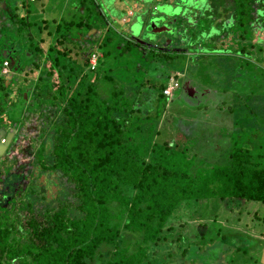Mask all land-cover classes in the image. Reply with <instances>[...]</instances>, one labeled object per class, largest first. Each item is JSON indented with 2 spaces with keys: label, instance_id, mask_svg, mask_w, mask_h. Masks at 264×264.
Here are the masks:
<instances>
[{
  "label": "trees",
  "instance_id": "16d2710c",
  "mask_svg": "<svg viewBox=\"0 0 264 264\" xmlns=\"http://www.w3.org/2000/svg\"><path fill=\"white\" fill-rule=\"evenodd\" d=\"M86 3L82 18L76 16L78 8L73 11L76 21L65 22L61 40L57 41L61 46L69 47L68 43L74 42L67 35L72 27L85 32L96 29L94 15L101 14H94L93 0ZM212 3L219 7L217 12L220 11L221 16L213 10L214 13L209 14L208 11L206 17H214L215 22L225 17L228 22L238 24L237 30H232L233 34L237 33V41L246 40L254 36L255 29L263 28L264 0H252L253 9L251 5L241 8L242 3L234 0L240 13L233 0H213ZM96 8L101 10L100 4ZM103 23L104 33L101 31L90 37L94 52L102 53L99 59L115 51L118 44L115 39H110V29L106 22ZM207 23L205 27L210 28L196 23L190 32L186 25L185 29L178 26V33L183 30L180 43L187 45L188 49L180 52L169 48L170 45L163 47L166 52L178 53L165 54L167 57L162 59L157 55L161 51L160 45L151 47L155 49L150 54L152 61L146 72L142 70L146 76L140 83L131 76L130 82H122L119 86L105 72L97 69L99 59L93 70L88 68L87 56H83L87 55L86 50L83 54L78 52L80 61H85L79 66L95 73L92 82L86 81L87 76L80 75L79 81L70 83V75H61L56 68L51 71L48 65L45 69L43 62L52 59L53 48L50 46L45 51L33 49L30 28L25 29L23 22L19 24L16 31L29 32L26 40L31 43L26 50L30 57L36 54L38 61L32 60L33 67L45 74L43 82H51L54 73L58 78L57 84L52 81L44 86L43 82L40 84L39 77L36 84L40 86L32 88L35 93L32 103H36V111L47 112L43 111L44 121L51 118V128L53 125L55 128L48 136L50 143L46 154L42 150L44 141L40 142L36 154L39 165L34 164L37 170L35 173L33 170L31 178L46 175L53 195L47 198L46 185L40 187L34 180L24 190H19L17 194L24 197L21 207L29 216H25L23 222L17 213L11 218L10 211L5 208L13 203V194H0V264H143L145 260L146 264H184L189 248L168 262L149 259L151 251L155 248L156 253L161 242L168 245L166 238L174 230V224L180 225L173 219L180 204L218 200L225 202L230 209L249 202L264 205V134L261 133V129L264 131V53L261 55L260 51L257 55L256 50L261 48L258 43L249 44L255 49L253 53L244 48L245 42L240 46L242 50H225L234 52L230 55L235 56L245 49L255 60L248 62L253 73L241 68L242 80L234 78L231 81L230 87L234 90H229L224 84L220 87L223 97L216 102L215 109L228 114L235 112L234 117L228 115L226 121L208 124L196 115L195 120L185 124V119L180 118L185 114L181 113L177 116L180 119L178 128L187 130L186 134L182 132L178 136L184 138L182 145L153 142L159 135V118L174 107L169 103L172 98L164 94L168 71L185 74L180 80L192 79L197 87L201 86L204 78L214 80L210 75L206 76L208 72L203 75L191 73L188 67L184 69L182 63L170 65L175 58L183 60L190 50L193 53L187 59L188 63L192 59L202 63L201 59L212 54L215 49L210 47L213 44L212 33L218 23H215V30L213 24ZM57 26L59 29V24ZM33 28L38 34L37 43L43 42L41 35L46 29L37 22ZM47 35L50 37L49 32ZM118 39L121 41L120 35ZM122 40L126 41L124 37ZM126 43L135 44L132 39ZM79 44L74 43L75 48L82 51ZM127 45L124 52L128 51ZM151 48L149 53L153 50ZM164 62L168 64L166 77L160 80L158 70ZM73 63L77 64L76 61ZM40 87L48 90V97L47 93L40 95ZM145 90L155 97L154 107L148 98L142 100V91ZM227 98L229 103L225 102L224 106H228L224 107L222 101ZM253 117L262 122L257 125L261 129L254 125ZM208 131L214 133L209 139L206 138L210 135ZM253 131L259 134L256 138L248 134ZM208 153L213 154L211 160L206 158ZM11 176L16 174L7 175L2 183ZM226 236L222 237L223 242L232 241L233 237ZM235 250L238 252L239 248Z\"/></svg>",
  "mask_w": 264,
  "mask_h": 264
},
{
  "label": "rangeland",
  "instance_id": "374dc122",
  "mask_svg": "<svg viewBox=\"0 0 264 264\" xmlns=\"http://www.w3.org/2000/svg\"><path fill=\"white\" fill-rule=\"evenodd\" d=\"M80 1L81 0H36L35 2L29 3L28 6H25V0H11L14 10L19 13L16 20H21L20 24L22 25L23 22L25 29L30 28V31L33 36V40L31 41L33 49L40 48L42 51H45L48 50L51 46L54 50V52L50 55L52 59H46V61H44L43 63L48 65V68L51 71L52 69L54 70V68H56L58 69V71L61 72V75H70V83L79 81L80 75L87 76L86 81H91L92 79H94V72L83 68L84 66H79V63L81 64L85 62L84 60L80 61L81 59L78 55V52H80V54H83V51H77L74 43L89 42L90 37H93L94 35V30L101 29L103 31L105 27L103 22H106L104 20V17L109 22H112V20L115 18L117 19L113 23H110V32L108 34L110 39H115L118 44L116 46L115 51L106 54L104 59L98 60L97 69H101L103 72H105V74L109 76V79L112 78V80L114 81L113 83H115L117 86L121 85L122 82H130L131 76H133L134 80H136V82L138 83H140L142 78L146 76V74L142 72V70L146 72L150 62L152 61L150 54L155 52V49L149 46L160 45L159 48L161 49V51L160 54L157 55L162 59H165L169 54L178 53L166 52L167 50H164V48L161 47L165 46L166 42H169L168 46L170 45V48L180 50V52H183L184 49H188L186 47L187 45L183 46L180 43V36L182 32L178 33L176 31V26H173L171 31L164 29V32L160 31L156 33L155 31L153 33L152 30L149 31V25L150 22L156 21L158 22L159 26L165 24V18L160 15L162 9H164L163 5L175 3L171 6H177L176 9L173 11H175L174 13H176V16H180L179 14L182 11L183 6L187 3H193L192 0H93L94 14H97V3L101 6L103 2L105 4V7L109 6L110 8L114 9L115 12H113L109 16V13L103 11V7L101 6L100 14L102 16L94 15V25L96 29L91 30V28V31L89 30L85 32L84 29L82 30L72 27V30L67 33L69 38L74 39V42L71 41L68 43L70 49L65 44L61 46V44L57 43V41L61 40V31L65 28L66 21L70 23L72 21H76L73 10L75 11V8L79 6ZM85 1L86 0H82L83 3ZM137 1H140L142 3L137 4ZM212 1L210 2V0H200V10H202L200 12L202 13L197 16L196 21L194 22L198 23L203 28H210L209 26L205 27V24L207 23V21H209L207 24H213V29L215 30V18L211 16L206 17V14L208 11L209 14H212L213 10L215 11V14L218 13L219 16H221V14L219 13L220 11L217 12L219 10V7H214V2L212 3ZM239 1L242 3L241 8L249 7V5H251L253 9L252 0ZM234 5L235 8H238L235 3ZM120 10L122 11V13L119 12ZM131 10L134 12L133 17H130ZM237 10L240 13L239 8ZM177 18L181 20L180 17ZM44 19L47 22L41 24L40 21ZM53 20H56V23ZM36 22L40 24L41 28L46 29L41 35L43 36L45 42L40 45L37 43L38 34L36 28H33ZM227 22L228 21H226L225 17L224 25H222L221 20L218 21L216 29L219 31L220 36H226L227 39L234 37L237 38V33L235 32L233 34L232 30H237L238 24H235L234 22H229L230 24H227ZM168 23H166L165 26H169ZM196 23L192 22L188 26L193 27L194 25H196ZM57 24H59V29L57 28ZM184 24L187 25V23L185 22ZM106 25L108 26L107 23ZM47 32H49L50 37H48ZM254 32V36H249L248 38H246V40H239L237 44H235L234 48L236 47L235 49L242 50L240 46H242V43L245 42L246 46H244V48L253 53L255 49L252 47V45H249V42L252 41L253 44H256V40H259L258 42H260V46H258L261 48H258L256 52L258 55L261 51L262 55V53H264V25L261 30L255 29ZM12 33L13 45L11 46V44H9V47L14 50L13 55L17 60L19 56L23 60L24 55H21V53L24 52L23 49L25 47V44L31 43L29 40H26L29 37V32L26 31V33H24L13 30ZM95 34L99 33L95 32ZM119 35L121 36V41H119L118 39ZM132 36H135L141 41L147 42L148 44L142 43L141 41H134L135 44L130 43L127 45L126 41L131 40ZM52 37L53 40H51ZM122 37H124L126 41L122 40ZM125 45H127L128 51L124 52L123 50L125 49ZM231 45V39L223 40V42L220 44H211L210 47L215 49L211 51L212 54L201 59L202 63L198 62V60L196 59H192V57V61L188 63L187 59L190 58V56H185L183 60H181L180 58L173 57L175 58V60H172L170 65H174L173 62L175 64L182 63L181 65L184 66V69L188 67L191 73L197 75H203L207 73V68L212 69V73L210 74V76L214 79V81L204 78L201 81V86L197 87L192 79L190 80L193 81V83L182 81L181 84L179 79L173 80L175 82L178 81L180 86L175 92H173L174 96L169 102L170 107L172 105H174V107L172 110L169 109L166 114L159 118L157 126L159 135L154 138L153 142H158L160 144L163 142H169V144L177 142L178 145H182L184 138L183 136H178L182 135V132L186 134L187 130L185 128H181V130H179L178 128V125L180 124V119L178 120L177 116H179L181 113L185 114L184 117L180 116V118L185 119L183 121L185 124L186 121H192L193 119L195 120L194 117L196 115H198L200 121L208 124L226 121L229 119L228 115H230V117H234L236 115V113L232 111L228 114L227 112L215 109L217 100L220 101L223 97L222 92L220 91V87L224 84V86L228 87L229 90H234V87H230V85L233 83L231 81L234 78L242 80V74L240 73L241 68H243V71L245 72L253 73L249 64L251 62H254L255 60L253 59V56L248 55L249 52L245 49H243L242 54L241 52H238L235 54V56H231L230 54H234V52L225 51L226 48L230 49ZM150 48L153 50H151V52L149 53ZM188 53L191 54L193 53V51L190 50ZM215 53L216 55L214 56ZM83 56L86 57L87 55ZM33 59L37 60L36 54H34ZM74 61H76L77 64H74ZM87 61L89 63L88 68L91 69L90 60ZM206 61H208L207 64ZM18 64L19 62L17 61V65ZM167 67L168 64L165 62L160 65V68L158 70V78H160V80L166 77ZM29 72L25 68L22 70L17 69L14 72L15 76L17 75V78L19 79L18 75H21L23 79L19 82H15V84L14 81L11 82L9 87L11 89H13V86L22 87L24 85L23 80L25 78H28L25 75ZM150 72L151 71L149 70V77L151 76ZM168 73L169 79L166 83L170 84L171 79L173 78L172 75L176 73L172 71H168ZM32 74L40 77V84L45 80V74H41L40 71L37 69L36 71L34 70ZM226 76L228 77V80H226ZM179 77L183 76L179 74ZM51 79L53 83H58L56 73H54ZM250 79L252 80V77ZM61 80H65V78H61ZM51 82H43L42 84L44 86H48L51 84ZM40 84L38 83L37 85L40 86ZM183 85L185 88L191 87L192 89L196 90V95L194 96V98L187 99L185 97L186 92L182 90ZM199 87H203L204 91H201ZM16 91L17 89H14V92ZM40 92V95L42 96L45 93H47L46 96L49 95L48 90L46 88H41ZM0 93H4V90L0 89ZM8 93L11 94L10 92ZM34 94V91H30L28 93L27 100L24 101L23 93L22 98L26 109L28 108V105L31 103V101L35 98ZM142 94V100L148 98V100L151 102V105L154 107L155 97L153 95L150 96V94H148L146 90L142 91ZM204 98H206L207 102L204 101ZM232 98L233 100H235L234 97ZM47 99L48 98H46V101H49ZM228 100V98L223 99V106L225 102L229 103ZM10 105L11 103L6 107L8 108V113H11L13 110ZM226 106L228 105H225L224 107ZM15 107L16 110L23 108L19 104H15ZM208 108L210 109L208 110ZM36 109V104H33L32 107L28 109L30 110V114L26 113L25 115L28 120L26 125L30 127L28 130L26 129L27 127L24 126L23 123L19 124L18 126H14L13 122H11L8 127L12 128L14 131L18 130L19 136H17L16 139L14 137L12 138V141L10 142L7 151L3 156L0 157V190H6L5 192L2 191V193L0 194H13V203H10V205H6L5 208L10 211L11 218L14 217V213H17L18 216H20V219L23 220V222L25 221V216H28V212L21 207V203L24 200V197L21 193L16 194L19 190H24L26 187H28L31 180H34L35 184L39 185L40 187L46 185L47 194L45 195L47 196V198L49 196L52 197L53 195V189L51 186H48L46 175L38 176L37 179L31 178L33 170L34 173L37 170L34 164L36 160L37 149L40 146V142L42 140L44 141V143L42 144L44 145L42 147V150L43 154H46V151L49 147L48 144L50 143L48 136L50 134L52 135V131H54L55 128V125H53L52 128L50 125L53 124V120L48 117L46 121H44L43 118L38 116L39 114ZM43 111L42 113L45 112ZM45 114H47V112H45ZM248 117L251 119L250 115ZM253 121L256 127L258 124L262 123L260 120L259 122L258 120H255V117H253L252 122ZM7 123V120L4 123L3 120L0 119V129L5 128V125ZM262 127H264V123H262ZM257 129L261 128L257 127ZM194 131L195 129L192 131V135H194ZM254 131L253 133H248L249 135H251V138H256V136L259 135L258 132ZM209 133L210 135L206 137L208 139L213 137L214 135V133ZM261 133L264 134V131L262 129ZM206 152H208V150H206ZM212 157V153L206 154L207 160H211ZM13 174H16V176H11L7 179L4 184L2 183V180H5L7 178V175ZM36 174L38 175V173ZM15 180L16 182H14ZM3 185H5L6 188H4ZM7 187L9 188V190L7 189ZM14 189H16L17 192H15ZM1 200L2 199H0V203L2 202ZM226 207L227 206L225 202H220L218 200L180 204L174 214L175 217L173 216V219L177 223H180V225H178L177 227L174 224V230L169 232L166 238L168 241V245L167 242H161L157 247L158 249L156 253L155 248V250L153 249L151 251V258L149 259H153L158 262H168L173 258L175 260V258L180 257L182 251L185 248H189V252H187L186 257L183 259L185 261L184 264H264V205L249 202L240 207H235L234 209ZM16 226L19 227V225ZM224 236H231L233 237V239L229 242H223L222 237ZM177 237H179V241H176ZM235 248H239L238 252L235 250ZM146 262L147 260H145L143 264H146Z\"/></svg>",
  "mask_w": 264,
  "mask_h": 264
},
{
  "label": "crops",
  "instance_id": "0c3cea01",
  "mask_svg": "<svg viewBox=\"0 0 264 264\" xmlns=\"http://www.w3.org/2000/svg\"><path fill=\"white\" fill-rule=\"evenodd\" d=\"M7 1H9V5L8 4H6V2ZM104 1V0H103ZM87 0L83 3L82 2V0L80 1V4H79V6H77V8H75V11L79 8V13H77L76 14V16H80L81 18H82V14H84L85 13V9L87 8ZM30 2H25V6H28V4H29ZM140 3H142V2H140V1H137V4H140ZM86 5V6H85ZM102 5V7H103V11H105L106 13H108L109 12V6H106L105 7V4H104V2L101 4ZM136 6V5H135ZM211 6V5H210ZM214 6V5H213ZM86 7V8H85ZM212 10H213V8H212ZM74 11V10H73ZM212 13H214V11H212ZM18 14L19 13H17L15 10H14V8H13V6H12V2H11V0H0V43H1V45H0V84L2 83V79H4V78H9V79H7L8 80V82H17V80H18V78H17V75L15 76V74H14V72L16 71H14V69L16 68V69H19V68H21V70L22 69H26L29 73H27L25 76H27L28 78L26 79H24L23 81L25 82L26 81V85H25V88H26V91H28L27 93H29L30 92V87L31 88H33V87H35L37 84H36V82L38 81V76L37 75H34V74H32V72H34V70L36 71V69L33 67L34 66V61H32L33 60V57H30L29 56V52L26 50V52L24 53V52H22L21 53V55H24V56H26V55H28V58L26 59V58H24L21 62H20V66H18L17 65V62H16V59H15V56L13 55V52L11 51V48L10 47H7V42L9 43V44H11V46L13 45V33H12V31L13 30H18V26H19V24H20V22H21V20L20 21H18V20H16V18L18 17ZM62 14V13H61ZM61 14H60V16H61ZM86 15V14H85ZM133 15H134V12L131 10L130 11V17H133ZM222 15H224V13L222 14ZM27 18V17H26ZM22 19V18H21ZM104 20L106 21V23L108 24V28H109V25H110V23H113V21L112 22H109L105 17H104ZM117 19L115 18V21H116ZM43 22H47L45 19L44 20H42ZM53 21H55V23H56V20H53ZM186 28V26H182V29H185ZM187 28H188V32H190V30L193 28V27H190V26H187ZM106 28L104 27V29H103V33H104V30H105ZM127 29V28H126ZM102 30L101 29H98V30H94L93 31V34L95 33V32H98V33H100ZM17 32H19V31H17ZM182 32H183V30H182ZM9 34V35H8ZM10 37V39H9V37ZM229 39H231V44L232 45H235V44H237V42L239 41H237V38L236 37H234V38H229ZM45 42V40L43 39V42H40L39 43V45L40 44H42V43H44ZM168 43L169 42H166L165 43V46H163L164 48H167L168 47ZM8 44V45H9ZM93 43H91L90 41L89 42H86V43H80L79 45H78V48H80V49H82V51H85L86 50V54H87V59L89 60V57L91 56V54H93V53H96V52H94V47H92L93 45H92ZM28 45H29V43H26L25 44V49H28ZM92 47V48H91ZM236 48V47H235ZM7 49H8V54L6 55L5 54V52L7 51ZM90 49H91V51H90ZM23 51H24V49H23ZM3 53V54H2ZM96 54H98V56H97V59H99L101 56H102V53H100L99 51H97V53ZM11 56V58L12 57H14V63L12 64H10V61H8V56ZM188 55H192V53L191 54H187L186 56H188ZM8 61V62H7ZM5 62H7V66H6V73L4 74L3 73V69H4V63ZM27 62H28V66H27ZM17 66H18V68H17ZM45 66H46V64H44V68H45ZM46 69V68H45ZM37 70H41V69H37ZM212 69H208V73H207V75L206 76H208V75H210L212 72ZM186 73V72H185ZM13 74V76H11V78L9 77V75H12ZM19 76V79L20 80H22L23 79V77L21 76V75H18ZM32 78V79H31ZM187 80V82H189L190 83V80L189 79H186ZM211 80V79H210ZM211 81H214V80H211ZM7 82V83H8ZM27 84H29V85H27ZM216 84V83H215ZM2 85L3 84H1L0 86H1V88L0 89H2ZM27 86H30L29 87V90H27ZM22 87H24V85L22 86ZM21 87V88H22ZM19 88V87H18ZM16 89V88H15ZM190 90H192V92H190L191 94H196V90L195 89H192L191 87H186L185 89H184V91L185 92H187V91H190ZM201 91H204V89H203V87H201V89H200ZM32 92V91H31ZM0 102H2L3 101V99L1 98L2 97V93H0ZM16 101V103H14V104H19L20 105V102H18L17 100H15ZM20 101V100H19ZM218 101V100H217ZM32 105H33V103H31V104H29L28 105V108L26 109V107L25 106H23V108L22 109H18V111H15L16 112V115L14 116L15 118H18V119H25L24 117V113L26 112V110L29 112L30 110H28V109H30L31 107H32ZM25 108V109H24ZM6 113V112H5ZM1 114L0 113V119H2L3 120V122L5 123V121H6V119L8 118V115L7 114ZM20 121V120H19ZM25 123H27V122H23V124H25ZM19 124H22L21 122H19V123H16V126H18ZM7 125V126H6ZM5 125V128H3V129H0V131H5L4 133L5 134H8V133H10V131H11V128H9L8 126L10 125V124H6ZM14 138L16 137V134L14 133V134H11ZM12 137V138H13ZM11 141H12V139H11Z\"/></svg>",
  "mask_w": 264,
  "mask_h": 264
},
{
  "label": "water",
  "instance_id": "95a60500",
  "mask_svg": "<svg viewBox=\"0 0 264 264\" xmlns=\"http://www.w3.org/2000/svg\"><path fill=\"white\" fill-rule=\"evenodd\" d=\"M187 1H189V0H187ZM192 2L193 3H190V4H186V5H184L183 6V9H182V11L180 12V16H176V13H174L175 11H173V10H175L176 9V5L175 6H171V5H174L175 3H171V4H165V5H163V7H164V9H162V11H161V13H160V15L162 16V17H164L165 19H164V21H165V24L166 23H168V22H171V23H168V25L169 26H165V24H163V25H161V26H159L158 25V22L156 21V22H150V25H149V31H153V33L156 31V33L157 32H160V31H162V32H164L163 30L164 29H166V30H169V31H171V29H172V27L173 26H176V27H178V26H185L186 24H184V22L185 23H187V25L186 26H188V25H190V23H196V22H194V21H196V18H197V16L199 15V14H201L202 12H200V11H202V10H200V8H201V3H200V0H192ZM113 12H115L114 11V9H112V8H109V16L113 13ZM120 13H122V11L120 10L119 11ZM200 12V13H199ZM177 17H180V19L181 20H179V18H177ZM138 18V17H137ZM221 20H223L222 22V25H224V19H221ZM113 22L115 21V19H113L112 20ZM220 21V20H219ZM227 21V20H226ZM215 23H218V21L216 20V22ZM227 24H229V22H227ZM161 32V33H162ZM253 33H254V35H255V32L253 31ZM252 34V33H251ZM212 35H213V44H220V43H222L223 42V40H229V39H227L226 38V36H220V33H219V31L216 29L215 30V32L213 31V33H212ZM132 38V40H134V41H137V42H139V41H141L139 38H137V37H135V36H132L131 37ZM220 41V42H219ZM259 40H256V44L258 43V44H260V42H258ZM142 43H146V44H148L147 42H143V41H141ZM140 42V43H141ZM249 44H253V42L251 41V42H249ZM234 46L235 45H231V48H234ZM149 47H153V46H149ZM228 48H226L225 50H227ZM223 50V49H222ZM11 51L12 52H14V50H12L11 49ZM23 58H28V55H26V56H23ZM8 59V61H10V64L12 63H14V57H12L11 58V56L10 57H8L7 58ZM16 59V58H15ZM7 61V62H8ZM19 62V64H20V62L22 61V59H21V57L19 56V58H18V60L16 59V62ZM19 64H18V66H19ZM18 66H17V68H18ZM15 70H17L16 68L14 69V71ZM18 70H21V68H19ZM18 72V71H17ZM11 76H13V74L12 75H9V77L11 78ZM7 79H9L8 77L7 78H5V80L6 81H8ZM19 81H21L20 79H18V82ZM191 83H193V81L191 82ZM195 83V82H194ZM195 85H196V83H195ZM184 89H185V87H184V85H183V91H184ZM190 92H192V90H190V91H187L186 93H185V97L188 99V98H194V96H195V94L193 93V94H191ZM23 97H24V101L25 100H27V97H28V93L25 91L24 92V95H23ZM21 103H20V106H25L24 105V101H23V98L21 99ZM18 102H20L19 100H18ZM5 131H2V132H0V133H2V134H0V157L1 156H3L4 154H5V152L7 151V148H8V146H9V144H10V142H11V139H12V135H11V133H8V134H5L4 133Z\"/></svg>",
  "mask_w": 264,
  "mask_h": 264
},
{
  "label": "flooded vegetation",
  "instance_id": "af4514ba",
  "mask_svg": "<svg viewBox=\"0 0 264 264\" xmlns=\"http://www.w3.org/2000/svg\"><path fill=\"white\" fill-rule=\"evenodd\" d=\"M6 4H8L9 5V1H7L6 2ZM9 43L7 42V47H9V45H8ZM26 52V49H25V47H24V53ZM5 54L7 55L8 54V49H7V51L5 52ZM8 57H10V55L8 56ZM3 81H2V83L1 84H3L2 85V90H4V93H2V99H3V101L2 102H0V113L2 114H4L5 112V114H7L8 115V118L6 119L7 121H8V123L7 124H11V122H13V124H14V126H16V123H19V122H21V123H23V122H28V120H27V117L25 116L26 115V113L27 114H30V111L28 112L27 110H26V112L24 113V118L25 119H18V118H15L14 116L16 115V112L15 111H18V110H16V107H15V104L14 103H16V101L15 100H20L21 101V99H22V95H23V93L26 91V88H25V85H26V81L24 82V87H15V86H13V89H11L9 86H10V83L11 82H8V81H6L5 80V78L4 79H2ZM8 82V83H7ZM18 82V81H17ZM0 84V85H1ZM14 84H15V82H14ZM27 85H29V84H27ZM29 87L30 86H27V90H29ZM0 88H1V86H0ZM17 89V91L16 92H14V89ZM30 91H32V88L30 87ZM8 92H10L11 94H9ZM26 92H28V91H26ZM33 101V100H32ZM32 101H31V103H32ZM11 103V107L13 108V110H12V112L11 113H8V108H6L9 104ZM30 103V104H31ZM34 104H36L35 102H34ZM25 109V108H24ZM19 112V111H18ZM37 112H38V110H37ZM2 114V115H3ZM38 116H40L41 118H43L44 120H45V116H44V114L42 113V112H38ZM20 120V121H19ZM6 122V121H5ZM14 122H16V123H14ZM27 123H25L24 124V126H26L27 128V130L30 128L29 126H27L26 125ZM22 128V127H21ZM20 129V128H19ZM10 133L11 134H16V137H15V139L17 138V136H19V131L17 130V131H14L12 128H11V131H10ZM30 143H31V141H30ZM35 163H36V160H35ZM14 182H16V180L14 181ZM4 186V188H6V186L5 185H3ZM8 188V187H7ZM15 190V192H17L16 191V189H14ZM17 194V193H16ZM5 200H7V199H5Z\"/></svg>",
  "mask_w": 264,
  "mask_h": 264
},
{
  "label": "built area",
  "instance_id": "2783aa9c",
  "mask_svg": "<svg viewBox=\"0 0 264 264\" xmlns=\"http://www.w3.org/2000/svg\"><path fill=\"white\" fill-rule=\"evenodd\" d=\"M36 0H25V2H35ZM89 60H90V64H91V69H93L94 67H95V64H96V60H97V55L96 54H91V56H90V58H89ZM6 66H7V62H5L4 63V71H3V73L5 74L6 73ZM176 86H177V84L176 83H174L171 87H169V88H167L165 91H164V93L166 94V95H170L171 94V91L173 90V89H175L176 88Z\"/></svg>",
  "mask_w": 264,
  "mask_h": 264
},
{
  "label": "clouds",
  "instance_id": "9594fccd",
  "mask_svg": "<svg viewBox=\"0 0 264 264\" xmlns=\"http://www.w3.org/2000/svg\"><path fill=\"white\" fill-rule=\"evenodd\" d=\"M94 2V1H93ZM97 5H98V3H97ZM102 6V5H101ZM97 12H99V13H101V10H99V11H97ZM163 47V46H162ZM169 48H170V46H169ZM188 56H190V55H188ZM98 60V59H97ZM189 65V64H188ZM176 74H174V75H172V79H171V82H170V84H167V86H166V88L164 89V91L167 89V88H169V87H171L174 83H176L177 84V86H176V88L175 89H173L172 91H171V94L170 95H167L169 98H173V92H175L180 86H179V83H178V81L177 82H175V81H173V80H175V79H182V78H184V76H185V74H181V73H179V72H175ZM179 74L181 75V76H183V77H179ZM190 80V79H189ZM181 82L182 81H187V80H180ZM181 82H180V84H181ZM190 82H192L191 80H190ZM196 86H197V84H196ZM165 94V93H164Z\"/></svg>",
  "mask_w": 264,
  "mask_h": 264
}]
</instances>
